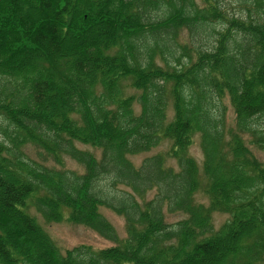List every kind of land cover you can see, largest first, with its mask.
<instances>
[{"label": "trees", "instance_id": "obj_1", "mask_svg": "<svg viewBox=\"0 0 264 264\" xmlns=\"http://www.w3.org/2000/svg\"><path fill=\"white\" fill-rule=\"evenodd\" d=\"M260 157L264 0H0V264H264Z\"/></svg>", "mask_w": 264, "mask_h": 264}, {"label": "rangeland", "instance_id": "obj_2", "mask_svg": "<svg viewBox=\"0 0 264 264\" xmlns=\"http://www.w3.org/2000/svg\"><path fill=\"white\" fill-rule=\"evenodd\" d=\"M225 104L227 105L226 119L229 125H233L234 116L232 114V109L229 106V103L227 100H225ZM170 115L172 116L171 112H170ZM168 147H169V143H165L161 146V148L149 154H143L137 157H133L132 161L134 162L135 165L139 166L144 158L151 156L153 154H156L158 152H165L167 151ZM34 154L35 153L32 152V155ZM190 155L193 156L199 164H201L203 156L199 148L198 140L195 141L194 145L190 149ZM171 164L174 165L175 162L171 161ZM68 167L79 170V167L75 163H72L70 161H68ZM196 200L197 202H200V203H204V204L208 203L206 197L201 193L197 195ZM32 213H35V212L32 211ZM102 213L116 228L119 234V237L125 238L126 237L125 220L122 217L115 215L114 213H112L111 211L107 209H102ZM183 218L184 216L181 214H176V215L166 214V220L169 223H175L179 220H182ZM227 218L228 217L226 215H220V214L214 215V221H215L216 227L221 226L227 220ZM37 219H38V222L46 230V232L51 236V238L56 243V245L58 246V248L60 249L62 253L66 252L69 249H73L77 246H80V245L91 246L94 249H104V248L111 247L114 245L112 242L100 237L95 232L83 226H78V225L70 224L67 222L47 223L39 215H37Z\"/></svg>", "mask_w": 264, "mask_h": 264}]
</instances>
